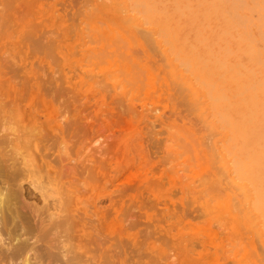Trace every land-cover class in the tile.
Segmentation results:
<instances>
[{
  "label": "rangeland",
  "instance_id": "rangeland-1",
  "mask_svg": "<svg viewBox=\"0 0 264 264\" xmlns=\"http://www.w3.org/2000/svg\"><path fill=\"white\" fill-rule=\"evenodd\" d=\"M0 130L21 215L43 154L78 173L71 264L264 263V0H0Z\"/></svg>",
  "mask_w": 264,
  "mask_h": 264
},
{
  "label": "bare ground",
  "instance_id": "bare-ground-1",
  "mask_svg": "<svg viewBox=\"0 0 264 264\" xmlns=\"http://www.w3.org/2000/svg\"><path fill=\"white\" fill-rule=\"evenodd\" d=\"M254 8H256V7H254ZM146 86H147V84H146ZM1 113H2V111H1ZM4 131H7V130H0V133L4 132ZM22 133H24V132H22ZM8 135H10V134H8ZM23 135H21V136H23ZM5 136L7 137V135H4V137ZM21 136L20 137L18 136L19 140H20V138H24L25 141L29 140V139H26L27 137H25V136L21 137ZM8 137L12 138V135H10ZM8 137H7V139H8ZM1 142H0V144H1ZM12 144H13V142H12ZM201 145H203V144H201ZM2 150H3V148H2ZM7 152H8V150H7ZM3 162H5V165L8 164L6 161H3ZM52 162L53 161H49V156L44 155V154L42 155V164L46 169V170H44V172L46 171V173L48 172V174L53 175L54 178L52 177L51 181H54V184H55L54 188L55 189L49 188L52 186L51 185L49 186L47 184H45V185L42 184V187H40V185H41L40 184L38 186L39 188L34 187V189H37L36 191H38V193H35V192L32 193V195H34L36 200H39V201L42 200V204L45 203L43 208L41 206H39V207H41V210L43 209L42 211L45 210V214H44L45 216L44 215L41 216L40 214H38L39 212L37 210H40V208L36 207L33 203H32L33 205L31 203L30 204L32 206H35V209H37V210H34V211L31 210L32 212L28 215V217H26L25 215L24 216L21 215V212H19L17 206L15 204H13V202H12L13 199H19L20 202L22 201L24 196L20 190L15 192V193L12 192L13 189L12 190L6 189L5 192H2V193L0 192V242L2 241V244H0V256L2 255L4 257H6L7 259L15 260V261L22 259L23 264H31V255L34 254L33 256H36L35 259H37L38 258L37 257L38 252H37V250H35V248H36L35 244L37 242H35V241L31 242L30 238H35L38 242L39 241L44 242L43 243L44 247L42 250L43 252L41 251V253H42L41 255L46 257V259H48V264H55V263H59V262L61 264H64L67 261L70 262V264H71V261L79 262L81 259H83V257L86 254L89 255L91 250H93V249L95 250L96 247L99 249V246H101L100 244H96L93 238H91L92 241H89V247H90L89 249L83 248V246L81 244H79L80 239H78V238H83L82 233L79 234L80 230L85 231L86 229L84 230V228L86 226L89 227V230H93L94 224H95L94 215H88L87 214L86 216H87L88 221L87 222L85 221L86 224L82 225L83 219L81 220V216H80V211H81L80 205L82 203L81 202L82 196L80 194V192H81L80 188H79L80 186H77V184H76L80 181H77L75 183V178H74L78 173L76 175L73 174L74 169H71L69 167V165L67 164V162L63 161V159L57 165L53 164ZM9 165L11 167L10 166L9 167H3V166L1 167L0 166V175L2 174L3 176L8 177L9 179H12L11 181L12 182L14 181L13 183L15 184V178L17 176H19V174H20V172H18L20 170L17 171V169H15V168H17L19 165L16 166L15 168L13 167L14 165L13 166H12V164H9ZM35 167L36 166H34V168ZM30 171H31V169H30ZM222 174L224 175V173H222ZM50 175H49V177H51ZM72 175H74V176H72ZM5 177H3V178H5ZM20 177H22V176L20 175ZM108 178H110V177H108ZM9 179H8V181L6 179V181L9 182ZM17 180H20V179H17ZM20 181H16V182L19 184ZM49 184H51V183H49ZM15 186H17V184ZM18 186L21 189L22 185H18ZM85 186H87V185H85ZM51 189H53L52 191L54 194V197H53L54 200L52 203H50L48 201V199H50V198H48L49 195L51 196V194L48 195V192H49V190H50V192H52ZM24 201H26L25 198L23 199L22 202H24ZM96 209H97V207H96V205H94L93 206V214L96 212ZM81 226L84 228H82ZM78 229H80L79 232H78ZM67 231L72 232L71 233L72 234L71 235L72 240H74V241L78 240L77 242H79L78 244L75 242L76 244H74V246H73L74 247L73 250L75 251V254L71 258L68 257V253H69L68 250L69 249L68 250H66L65 248L62 249V246L59 245L61 242L63 244V241H57V243H56V241L54 242L55 239L60 238L58 235H60L63 232H67ZM55 235H57L58 238L57 237L55 239L49 238L52 240L48 239V236L51 237V236H55ZM79 236H81V237H79ZM58 242H60V243L58 244ZM67 242H68V240H67ZM232 248H234V247H232ZM70 251H71V249H70ZM93 252H95V251H93ZM252 253H254V252L252 251ZM4 257H2V258H4ZM79 258H80V260L77 261ZM83 261L86 262L87 264H95V259H93L91 256H87L86 259Z\"/></svg>",
  "mask_w": 264,
  "mask_h": 264
}]
</instances>
